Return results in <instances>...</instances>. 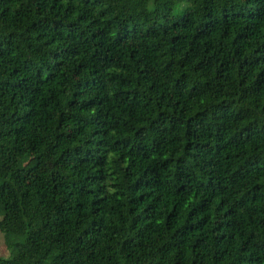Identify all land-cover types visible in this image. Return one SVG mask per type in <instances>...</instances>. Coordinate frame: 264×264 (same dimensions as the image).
I'll return each instance as SVG.
<instances>
[{"label":"trees","instance_id":"obj_1","mask_svg":"<svg viewBox=\"0 0 264 264\" xmlns=\"http://www.w3.org/2000/svg\"><path fill=\"white\" fill-rule=\"evenodd\" d=\"M12 211L0 264H264V0H0Z\"/></svg>","mask_w":264,"mask_h":264},{"label":"rangeland","instance_id":"obj_2","mask_svg":"<svg viewBox=\"0 0 264 264\" xmlns=\"http://www.w3.org/2000/svg\"><path fill=\"white\" fill-rule=\"evenodd\" d=\"M185 3H177L173 7V12L180 10L184 7ZM6 219L0 220V257L7 256L6 243L19 242L22 239L23 227L17 212L12 211ZM18 215V220L13 215Z\"/></svg>","mask_w":264,"mask_h":264}]
</instances>
